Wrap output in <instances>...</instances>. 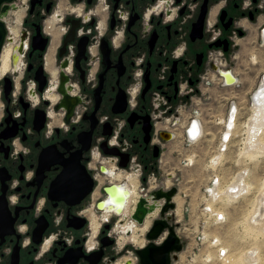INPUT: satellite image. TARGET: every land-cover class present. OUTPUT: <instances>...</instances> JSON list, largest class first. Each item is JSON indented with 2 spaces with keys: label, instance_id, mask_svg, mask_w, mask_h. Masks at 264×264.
<instances>
[{
  "label": "flooded vegetation",
  "instance_id": "obj_1",
  "mask_svg": "<svg viewBox=\"0 0 264 264\" xmlns=\"http://www.w3.org/2000/svg\"><path fill=\"white\" fill-rule=\"evenodd\" d=\"M55 15L65 28L62 32L55 26L54 83L46 67L51 43L46 28ZM37 25L47 37L45 49L31 52L28 46L19 54L22 74L0 76V264H118L131 254L117 244L121 228L114 230L126 219L123 213L103 218L106 211L96 203L105 197L106 185L98 189V176L110 184L111 164L112 174L137 170L147 181L157 173L168 142L160 135L168 131L156 128L157 123H176L177 105L200 93L202 74L223 79L224 73L235 74L233 66L242 65L245 49L249 68L257 69L252 65L259 64L256 53L264 50V0H41L23 20L28 43ZM71 29L72 38L60 55ZM62 70L79 99L68 120L59 106ZM119 92L125 95V109L115 113ZM92 113L96 123L91 130ZM90 130L81 162L95 180L93 190L76 204L49 198L56 181L64 189L68 183L62 181H77L74 173L62 175L61 161L72 163L84 145L80 135L87 137ZM102 142L127 154L126 168L118 166L119 156L103 153ZM96 189L103 198L92 203Z\"/></svg>",
  "mask_w": 264,
  "mask_h": 264
},
{
  "label": "rangeland",
  "instance_id": "obj_2",
  "mask_svg": "<svg viewBox=\"0 0 264 264\" xmlns=\"http://www.w3.org/2000/svg\"><path fill=\"white\" fill-rule=\"evenodd\" d=\"M28 3L29 0L25 3L22 0L17 1V10L24 11V18L28 14ZM57 5L61 7L63 3L59 2ZM56 27L62 32L65 28L60 22L56 24ZM22 30H27V28L21 25ZM240 42L243 45L246 44L245 41ZM242 52L243 56L240 57L242 65H239L241 67L237 66L238 68L234 69L233 66L232 69L233 73H238L233 74L236 77L235 82L221 84V77L218 74H202L198 83L200 93L192 94L187 103L177 105V111L173 113L176 123L173 126L166 122L157 123L156 128L172 130L176 137L164 144L157 162L158 171L155 174L151 173L155 179L148 184L149 190L172 186L178 189L173 198L175 209L170 211L169 216L170 222L182 239L183 248L171 264H248L247 251H251L255 257L250 264H264V223L256 227L250 221L252 220L251 213L255 211L257 198L261 193L260 189L264 188V153L250 156L245 143L246 125L253 113L252 92L254 93L264 75L255 74L256 70L259 73L264 70V50L258 53L256 50L251 52L257 54L256 60L259 62V64L252 65L257 68L255 71L249 68L251 60H248V50L245 49ZM13 74L17 73L13 72ZM19 77L18 75L15 79L19 80ZM233 104L237 108L236 125L230 131L231 137L225 150L220 151L222 133L225 131L223 120L228 116ZM194 117L201 123V135L197 141L187 145L183 140V129L186 121ZM167 124L168 129H166ZM261 134L259 139L264 145V129ZM218 155L221 157L217 160V164H213L212 159ZM134 173L137 178L139 177L135 182L137 193L140 195L141 188L144 187L141 183L142 176L137 173V170H134ZM239 174H242L245 182L249 184L246 193L237 195L233 200L224 197L223 194L221 195L223 201L221 198L213 200L207 194L206 190L212 182L219 180L217 184L223 191L237 179ZM124 180L112 181L116 183ZM98 182L99 190L100 186L108 184L100 175ZM146 187L148 188L147 185ZM98 189L92 195V203L103 198V194ZM209 203L213 206V214L206 210ZM262 206L264 207L263 200ZM219 212L223 216L218 217ZM143 238L145 239L144 235ZM125 247L132 253L130 256L135 264L138 263L134 253V248L138 247L132 243L125 244ZM127 255L126 253L125 256Z\"/></svg>",
  "mask_w": 264,
  "mask_h": 264
},
{
  "label": "water",
  "instance_id": "obj_3",
  "mask_svg": "<svg viewBox=\"0 0 264 264\" xmlns=\"http://www.w3.org/2000/svg\"><path fill=\"white\" fill-rule=\"evenodd\" d=\"M17 1L18 0H0V54L2 46L5 42V40L11 41V37L7 36V25H6V18L8 17L9 13L12 10L17 9ZM36 2H41V0H30V9L29 12H31L36 4ZM203 14L201 15L200 20L198 21V24L200 25L202 23ZM72 38V29L65 35L63 39V46L60 49V55L62 54V51L66 45L67 42H69ZM27 39V32L25 30L20 32V38L19 42L16 46V52L12 55V61L17 62L19 60V54L25 51V49L29 46L31 48V52L37 50L41 52V50L45 49V46L47 44V37H44L41 34V27L39 25L36 26V32L32 36L30 43L26 41ZM25 41L27 42L25 44ZM67 66V63L64 62L61 64V68H65ZM38 75V76H37ZM224 75V74H223ZM229 76L232 78L231 82L236 81V77L229 74ZM36 79L39 82V90L41 91V66H39ZM68 74H65L63 70L60 72V87L59 91L61 93V100L59 106L62 107L63 110H65V118L66 120L69 119L70 114L73 111L74 106L78 103L79 99L77 96H73L69 90L71 89L70 84H68ZM5 80H9L6 78ZM149 80H147L148 82ZM149 83V82H148ZM227 83V82H226ZM9 89V88H8ZM147 89V85L143 88V92H145ZM9 90L5 87V92L7 93ZM97 104L95 107V110L97 108V105L99 103V94L98 99L96 100ZM125 95L123 92H119L117 94L116 102H115V108H113V112L120 113L123 112L125 109ZM58 106V107H59ZM95 113V111L93 112ZM93 113L90 116V119H92L91 124V130L93 126L96 123V119L93 117ZM91 130L88 132L87 137L85 133H82L80 137L83 136L82 139H80L81 142L84 143V145L77 151L76 154L72 157V163H66L65 161H61V164L63 166L62 175L70 176L71 173L77 175V181H62L63 183H68L67 187L64 188H58L56 185L60 183L59 181H56L49 189V198L51 199H64L69 204H76L81 199H83L88 193H90L93 190V186L95 185V180L86 172L84 164L81 162V152L82 150H85L88 148V141L90 138ZM150 130V126H145V132L148 137V132ZM161 137L164 140H171L173 138V135L169 132H161ZM85 137V138H84ZM147 139V138H146ZM87 140V141H86ZM101 150L103 153L110 155V156H119L120 161L118 163V166L121 168L127 167V154L120 152L117 148H107L106 142H102ZM157 148V147H155ZM157 156V153H156ZM41 159V158H40ZM103 171L107 172L106 168L104 166L101 167ZM113 176L114 174H110ZM139 178V177H138ZM137 178V179H138ZM140 180V179H139ZM141 183L146 188L147 181L146 177H141ZM103 190L105 192V197L98 201L96 203L97 208L102 209L109 214H122L123 209L125 208L126 204L129 201L130 196L132 195V189L130 186L125 182L121 183H110L103 187ZM116 190V191H115ZM147 193L140 194L137 202L135 203L134 210L132 213H130L129 216H125V219H129L130 223L141 225L144 223L145 218L154 213L157 209L158 216L154 218L148 228V230L145 232L144 236L146 239V243L142 247L134 248V253L136 255V259L138 264H171L172 260L177 257V253H179L183 248V243L180 235L177 233L175 226L170 222V211L175 209V203L173 198L178 192V189L176 186H172L170 188H157L153 190L146 189ZM117 197H123V201L118 202L117 204L121 205V209L116 211L113 208H107V205H105L106 202H114ZM132 233V228L130 227L126 231V235H130ZM132 260H127L124 262V264L131 263Z\"/></svg>",
  "mask_w": 264,
  "mask_h": 264
},
{
  "label": "bare ground",
  "instance_id": "obj_4",
  "mask_svg": "<svg viewBox=\"0 0 264 264\" xmlns=\"http://www.w3.org/2000/svg\"><path fill=\"white\" fill-rule=\"evenodd\" d=\"M22 1L25 3L26 0H22ZM17 9L13 10L10 17H8L6 19L7 28L9 31V36L11 37L12 40L6 42V44L4 45V47L2 49V52L0 54V76H3L4 74H9L11 72L12 73L16 72L17 74L21 75L22 71H23V61L22 60L19 59V60H17V62L12 63V55L14 52H16V49H17L16 46H17V44L19 42V38H20L22 20H23L24 15H25L23 10L20 9V11H18ZM58 22H59V18H58V16L55 15L49 21L50 27L46 28V30H47L46 33L50 34V36H51L50 48L48 50V55H47V59H46V67L49 70L50 74L52 75L54 83L56 82V79H57V73H56V70L54 69V67L52 65L53 64L52 53H53L54 47L57 43V38L59 36V30L57 28H55V26ZM26 41H25V44L27 43ZM19 57H21V56H19ZM224 80L227 83L228 82L230 83L232 78L229 76V74L224 73ZM70 93L72 94L71 90H70ZM252 94H253L252 95L253 96L252 97L253 106L252 105L251 106L253 108V111H252L253 113L249 117V122L247 121L248 122V124L246 125L247 126V133L245 132V134L247 135V139H246L245 143H246V146L248 149L247 152L250 153V156L251 155L256 156L257 154L264 153L263 152L264 145L261 144V142H260L261 140L259 139L260 135L262 136L261 133L263 132V129H264V76L262 77L261 82L258 85V87L256 88V90L254 91V93L252 92ZM236 114H237V108L233 104L231 112L223 120V123L225 125V131L222 133V137L224 136V138H227L230 134L231 129L236 125V123H235ZM199 128H200L199 123L197 120H195L193 122L192 127L190 128V131H189L190 132L189 135L191 136L190 139L194 140L197 137V134L200 131ZM220 157H221V155H218V157L215 156L212 159V163L217 164V162H218L217 160H219ZM97 158H98V154H94L93 155L94 161ZM113 167L114 166H111V169H109V170L113 171L114 170ZM113 172H110V173L112 174ZM136 178H137V175L135 173H129V172H124V171L123 172H117L112 177H110L111 183H113V181L115 182L116 180L125 179L127 181V183L130 185V188L132 189V195L130 196L128 203L126 204L125 208L123 209V215H125V216L126 215L129 216L130 213L133 212L135 203L137 202V199L139 197V193H137L136 182H135ZM124 181H120V182H124ZM218 183H219V180H218ZM219 187L220 186L217 183L214 185V188H215L214 193H211V197L213 200L221 198V195H223V194H224L223 195L224 197H227V198L233 200L236 198L237 195L242 194L243 192L247 191V188H249V184H247V182H245V179L243 178L242 174H239V176H237V179L233 183H231L229 186H227V188L225 187L226 189L223 190V188H222L223 191H221L220 190L221 188H219ZM260 191H261V193L259 195V198H257L258 199V202L256 203L257 205L255 204L256 205L255 211H253V213H251L252 214L251 215L252 220L249 219L250 216L248 218L250 221H252L256 225V227H257V225L262 226V224L264 223V207L262 206V200L264 201V188L262 190L260 189ZM223 200L224 199H222V201ZM120 201H123V197L122 198L117 197L116 200H114V202H112V203L106 202L105 205H107V208H113L119 212V210L121 209V205L117 204V203ZM212 207L213 206H211L209 203L207 206L208 209H206L211 214H213V208ZM158 211H159V209H157L154 213L148 215L145 218L144 223L141 225L135 224V226H134L133 223H130L128 218L126 219V221L124 223H122V225L120 227L116 225L115 229H114L116 232L120 228H121V231H123V233L122 232L119 233V236L117 237L118 246L122 247L127 243H132L134 246L142 247L146 243V241H145L146 239L143 238V235L148 230L149 225L151 224L152 220L158 216ZM221 213H222V211H221ZM217 214H220V212ZM109 216H110V214L108 212H105L103 214V218H108ZM92 225H93L94 232H97V222H96L95 218L93 217V215H92ZM130 227L132 228V233L130 235H126V231ZM219 242H220V240H219ZM252 254L253 253L251 251H247V253H246V258L249 261L248 264H250V262H252L253 259H255V257H253ZM130 259L132 260V262L129 264H135L134 259L130 256V254H128L127 256H124L121 260H119L118 264H121L123 261H127ZM245 263H246V261H245Z\"/></svg>",
  "mask_w": 264,
  "mask_h": 264
},
{
  "label": "built area",
  "instance_id": "obj_5",
  "mask_svg": "<svg viewBox=\"0 0 264 264\" xmlns=\"http://www.w3.org/2000/svg\"><path fill=\"white\" fill-rule=\"evenodd\" d=\"M220 81H221V84H225L224 83V80H223V78L221 77L220 78ZM231 110H232V107H231ZM231 110H230V112H231ZM229 112V113H230ZM195 120H197L198 121V123H199V127L201 128V124H200V121L198 120V119H196L195 117L194 118H190L188 121H186V123H185V125H184V129H183V133H184V139H185V143L188 145L189 143H191V142H194V141H197L199 138H200V135H201V131H199V133L197 134V137L193 140V139H190L191 138V136L189 135L190 134V128L192 127V125H193V122L195 121ZM169 124V123H168ZM168 124H167V127H166V129H168ZM171 124V126H173L174 124L173 123H170ZM199 128V129H200ZM166 131H168V132H170L172 135H173V138L175 137V132L174 131H172V130H166ZM230 137H231V134H229V136L227 137V138H224V136L222 137V139H221V144H220V147H219V150L220 151H224L225 150V148H226V144H227V142L229 141V139H230ZM139 175H140V173H139ZM138 175V176H139ZM154 179H155V177H153V175L151 174V175H149L148 176V179H147V186H148V191H149V183L151 182V181H154ZM218 182V180H216V182H212V185L211 186H208V188H207V190H206V192H207V194H209V196H211V193H214V185L216 184ZM157 188H164V187H157ZM157 188H154V189H157ZM146 189H147V187L145 188V187H142L141 188V193L140 194H146L147 193V191H146ZM153 190V189H152ZM208 209V208H207ZM207 212H209L208 210H207ZM218 217H221L222 216V214H220V215H217Z\"/></svg>",
  "mask_w": 264,
  "mask_h": 264
},
{
  "label": "crops",
  "instance_id": "obj_6",
  "mask_svg": "<svg viewBox=\"0 0 264 264\" xmlns=\"http://www.w3.org/2000/svg\"><path fill=\"white\" fill-rule=\"evenodd\" d=\"M184 137V136H183ZM183 140H185L184 138H183ZM127 183V182H126ZM128 184V183H127ZM129 185V184H128ZM130 186V185H129Z\"/></svg>",
  "mask_w": 264,
  "mask_h": 264
}]
</instances>
